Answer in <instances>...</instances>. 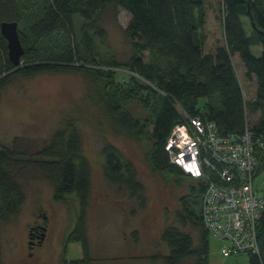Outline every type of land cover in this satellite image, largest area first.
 <instances>
[{"label":"trees","instance_id":"1","mask_svg":"<svg viewBox=\"0 0 264 264\" xmlns=\"http://www.w3.org/2000/svg\"><path fill=\"white\" fill-rule=\"evenodd\" d=\"M248 1L223 0L224 37L214 52H207L208 38L203 30L205 0H0V23H19L26 51L23 59L27 60L16 69L8 58L7 41L0 33V96L13 77H32L45 72L90 75L86 67L91 58L94 59L95 39L103 34L99 25L100 13L114 6L131 14L126 32L133 45V55L129 61L116 62L115 66L138 74L148 82L144 87L147 98L143 105L152 112V118L142 125L109 92L102 95L103 107L116 126L132 136L150 135V161L156 172L183 179L188 176L195 181L190 187L194 202L183 199L176 217L179 226L170 225L163 233L170 248L164 256L165 264H210L211 233L201 214L206 184L172 163L166 149L176 125L204 110L224 133L241 134L248 127L258 142L259 173H264V46L253 27ZM251 9L257 26L264 30V9L254 0ZM247 14L258 38L257 44L253 43L244 26L242 16ZM75 15L83 19L82 44L76 42L74 36ZM258 43L263 46L260 56L253 53ZM147 52L149 60L146 59ZM235 56L245 67V78L256 82L255 95L249 101L237 75ZM201 98L209 101L199 107ZM150 125L153 129L149 132ZM53 150L51 155L57 160L52 165L59 173L55 200L63 201L76 194L80 201V214L67 243L80 242L84 258L72 264H92L87 229L91 169L81 153L78 133L71 132L65 145ZM104 154L107 180L126 187L133 197L141 198L143 185L138 181L136 166L123 160L114 145H107ZM24 156L25 153L17 150H0V224L17 215L26 201L11 172L24 165L19 162ZM259 240L264 263V218L259 228ZM0 264H4L1 253ZM250 264H261V261L250 254Z\"/></svg>","mask_w":264,"mask_h":264},{"label":"rangeland","instance_id":"2","mask_svg":"<svg viewBox=\"0 0 264 264\" xmlns=\"http://www.w3.org/2000/svg\"><path fill=\"white\" fill-rule=\"evenodd\" d=\"M254 1L264 9V0ZM205 2L203 30L208 38L206 51L210 52L224 37V2ZM130 20L131 14L120 7L109 6L100 13L103 34L95 39L94 59L86 67L90 75L45 72L32 77H13L1 92L0 150L8 148L26 154L19 161L24 165L11 171L26 201L17 215L0 224V253L4 264L32 263L28 233L36 220L48 222L55 246L63 251L61 258L55 259L57 253L35 249L41 256V264H72L84 258L80 242L67 243L80 214V201L76 194L63 201L55 200L59 173L52 165L57 157L51 155L53 149L65 145L73 131L80 137L81 153L91 169L87 229L92 264H165L164 256L170 248L163 233L168 226L178 225L176 217L182 200L194 202L190 187L195 181L188 176L183 179L156 172L150 161V135L132 136L116 126L105 112L102 95L109 92L142 125L152 118V112L143 105L147 98L144 87L148 82L115 66L116 62L129 61L133 55V45L126 32ZM242 20L247 34L257 44L249 15H243ZM73 24L76 42L82 44L81 16L75 15ZM262 51V44L253 48L256 56ZM146 56L149 60L148 52ZM26 63L22 58L21 66ZM234 63L249 101L256 82L245 78L240 60L234 59ZM208 101L201 98L198 106ZM152 129L150 125L149 132ZM109 144L119 149L123 160L136 166L138 181L143 185L141 198L133 197L126 187L107 180L104 149ZM263 180L264 173L257 178L256 185ZM209 242L210 264H250L249 253L225 257L222 249L226 242L213 234L209 235Z\"/></svg>","mask_w":264,"mask_h":264},{"label":"built area","instance_id":"3","mask_svg":"<svg viewBox=\"0 0 264 264\" xmlns=\"http://www.w3.org/2000/svg\"><path fill=\"white\" fill-rule=\"evenodd\" d=\"M257 146L248 127L241 134L224 133L203 110L173 128L166 149L172 163L206 184L201 214L209 232L227 243L223 255L249 253L264 264L259 240L264 180L256 185Z\"/></svg>","mask_w":264,"mask_h":264},{"label":"water","instance_id":"4","mask_svg":"<svg viewBox=\"0 0 264 264\" xmlns=\"http://www.w3.org/2000/svg\"><path fill=\"white\" fill-rule=\"evenodd\" d=\"M251 2L249 0L248 12L251 15L253 27L258 31L262 44L264 46V30L259 28L255 22L254 14L251 9ZM0 33L7 41L8 58L16 69L21 67V61L25 55V47L22 43L19 23L16 21H2L0 23Z\"/></svg>","mask_w":264,"mask_h":264},{"label":"flooded vegetation","instance_id":"5","mask_svg":"<svg viewBox=\"0 0 264 264\" xmlns=\"http://www.w3.org/2000/svg\"><path fill=\"white\" fill-rule=\"evenodd\" d=\"M47 216H44V219L47 220ZM28 244L30 249L33 251L30 252L31 264H41V256L35 253V249H38L40 252H44L45 250H51L52 253H57L55 259L61 258L63 255V251L60 252L55 246L54 237L49 233V224L46 221L40 222V220H36L35 224H32L28 233ZM56 250V251H55Z\"/></svg>","mask_w":264,"mask_h":264},{"label":"crops","instance_id":"6","mask_svg":"<svg viewBox=\"0 0 264 264\" xmlns=\"http://www.w3.org/2000/svg\"><path fill=\"white\" fill-rule=\"evenodd\" d=\"M207 40H208V39H207ZM218 43H220V42H217L216 45H217ZM216 45L214 46L213 49L210 50V52H214V51H215ZM206 46H207V43H206ZM255 47H258V45H255ZM234 59H237L238 62H239V60H240L238 56H235ZM240 62H241V61H240ZM240 65H241V71H242V73L245 75V72H246V71H245V67H244V65L242 64V62H241ZM255 92H256V85H255V90H254L253 97H254V95H255Z\"/></svg>","mask_w":264,"mask_h":264}]
</instances>
